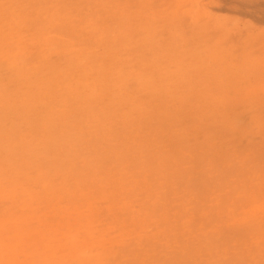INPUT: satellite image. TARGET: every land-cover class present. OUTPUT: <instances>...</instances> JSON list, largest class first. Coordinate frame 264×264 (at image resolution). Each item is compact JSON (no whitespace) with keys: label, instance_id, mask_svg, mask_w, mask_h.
Returning <instances> with one entry per match:
<instances>
[{"label":"rangeland","instance_id":"rangeland-1","mask_svg":"<svg viewBox=\"0 0 264 264\" xmlns=\"http://www.w3.org/2000/svg\"><path fill=\"white\" fill-rule=\"evenodd\" d=\"M0 264H264V0H0Z\"/></svg>","mask_w":264,"mask_h":264},{"label":"bare ground","instance_id":"bare-ground-1","mask_svg":"<svg viewBox=\"0 0 264 264\" xmlns=\"http://www.w3.org/2000/svg\"><path fill=\"white\" fill-rule=\"evenodd\" d=\"M21 6V5H20ZM20 23H22V22H20ZM121 78V80H124L125 82L127 81V80H129V78L127 77V76H121L120 77ZM9 101V100H8Z\"/></svg>","mask_w":264,"mask_h":264}]
</instances>
